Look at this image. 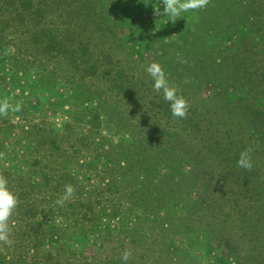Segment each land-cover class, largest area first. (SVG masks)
Masks as SVG:
<instances>
[{
    "label": "trees",
    "instance_id": "trees-1",
    "mask_svg": "<svg viewBox=\"0 0 264 264\" xmlns=\"http://www.w3.org/2000/svg\"><path fill=\"white\" fill-rule=\"evenodd\" d=\"M211 1L216 8L204 7L199 12L203 17L249 21L257 16L249 9L250 0ZM109 7L108 0H0L2 59L15 73L33 69L39 83L64 86L67 97L80 98L87 134L96 137L104 129L125 132L122 147L134 158L127 165L143 174L134 192L143 202L151 197V202L159 203L166 195L164 162L181 150L182 158L198 168L217 171L211 178L215 186L218 182L223 190L233 187L252 195L254 215L264 220V180L259 169L264 164V140L251 142L254 126L239 120L246 119L247 110L254 111L257 102L252 96L240 99L242 90L264 89V25L195 23L190 29L178 28V37L170 41L163 22L151 20L160 32L150 34L145 22L110 15ZM226 37L233 40V50L226 48ZM247 40L252 44L241 48ZM145 50L151 51L148 59ZM152 62L163 66L170 84L188 101L185 118L174 117L162 94L153 90L144 70ZM207 81L213 95H194V87ZM258 102L264 104V97ZM9 126L0 125V133H9ZM127 138L133 149L126 144ZM17 145V140L7 145L0 142V176L19 196L8 222L11 243L0 241V264H94L72 250L76 237L70 238L76 229L92 232L97 227L100 213L95 211L91 191L72 182L67 168L51 171L36 155L21 160ZM49 145L57 148L56 141ZM249 148L253 167H238L240 153ZM213 184L206 187L209 193ZM68 185L73 195L58 203ZM228 194L224 193V200L216 199L214 206L220 210L227 205L233 213H241ZM205 202L198 197L190 203L194 210ZM263 255L258 254L257 262L244 264H264ZM243 256L248 260L247 252Z\"/></svg>",
    "mask_w": 264,
    "mask_h": 264
},
{
    "label": "rangeland",
    "instance_id": "rangeland-1",
    "mask_svg": "<svg viewBox=\"0 0 264 264\" xmlns=\"http://www.w3.org/2000/svg\"><path fill=\"white\" fill-rule=\"evenodd\" d=\"M108 3L110 15H129L132 21H143L150 34L160 32L151 20L163 22L170 41L178 37V28L190 29L195 23L264 25V0H250L249 9L257 16L249 21L203 17L199 13L203 9H199L186 12L172 22L162 16L164 0H108ZM215 6L208 0L205 8L214 9ZM223 40L227 49H234L231 38ZM249 44L252 43L247 40L241 48ZM143 53L147 59L151 55L149 50ZM4 55L0 52V102L7 101L9 107L6 113L0 114V125L1 128L12 127L9 133H0V142L7 145L19 141L17 157L21 160L36 155L51 171L62 172L67 168L72 182L91 191L95 211L100 213L94 231L74 230L70 237H76L71 241L72 250L81 252L88 261L94 260V264H124L125 251L131 252L127 264H244L245 261L257 262L258 254L263 255L264 220L259 221L254 215L252 195L233 187L223 190L218 182L215 186L216 180L211 181V178L216 176V170L199 165L198 168L194 162L182 158V152L178 150L173 153L174 159H166L162 169L168 176L167 185L163 187L166 195L159 203L151 202V197L143 202V198L134 193L143 174L136 167L127 165V162L133 164L134 158L129 149L122 147L125 132L113 133L104 129L96 137L87 134V116L80 98L74 94L67 97L64 86L39 83L33 69L15 73L2 59ZM194 89L196 94H193L198 97H210L214 93L208 81ZM263 90L246 87L242 90L243 95L240 93V99L252 96L257 100L254 102L256 109L251 113L247 110L246 119H239L245 126H254L251 142L264 140V104L258 102L263 100ZM17 104L21 105L19 111L14 110ZM4 121L7 124H2ZM127 140L130 141L126 144L133 149L131 138ZM55 141L57 148H52L49 143ZM261 145H264L263 141ZM259 166L264 180V164ZM23 170L28 169L23 166ZM69 182L64 181L65 184ZM211 183L214 188L209 193L206 187ZM172 187L176 193L170 194ZM224 193L235 199L241 213H233L227 205L220 210L214 206L216 199H226ZM198 197L206 199V204L200 203L199 208L193 210L190 202ZM244 251L248 253V260L243 258Z\"/></svg>",
    "mask_w": 264,
    "mask_h": 264
},
{
    "label": "clouds",
    "instance_id": "clouds-1",
    "mask_svg": "<svg viewBox=\"0 0 264 264\" xmlns=\"http://www.w3.org/2000/svg\"><path fill=\"white\" fill-rule=\"evenodd\" d=\"M208 0H164L163 15L174 22L176 18L189 11L203 9ZM159 13L160 11L157 10ZM168 21V22H169ZM145 72L152 79L153 90L162 94L163 99L168 102L171 114L174 117L185 118L188 114L189 103L185 97L179 94V89L170 84L167 74L163 66L159 62H152L145 67ZM9 105L7 101L0 102V114L6 113ZM21 105L15 106V111H19ZM252 149H246L240 153L237 160V166L243 169H251L253 167ZM74 189L71 185L66 186L65 194L58 203H63L73 195ZM19 203L18 193L14 192L9 186L7 180L0 176V241L11 243L9 240V219L13 215ZM131 255L130 251L123 253L124 264H127Z\"/></svg>",
    "mask_w": 264,
    "mask_h": 264
}]
</instances>
